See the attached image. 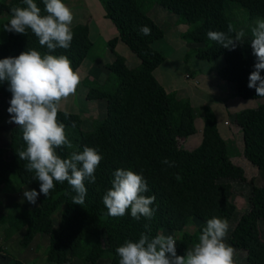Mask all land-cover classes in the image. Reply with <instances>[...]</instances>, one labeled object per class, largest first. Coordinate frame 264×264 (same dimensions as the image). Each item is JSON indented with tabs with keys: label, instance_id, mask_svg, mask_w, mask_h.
Returning a JSON list of instances; mask_svg holds the SVG:
<instances>
[{
	"label": "trees",
	"instance_id": "obj_1",
	"mask_svg": "<svg viewBox=\"0 0 264 264\" xmlns=\"http://www.w3.org/2000/svg\"><path fill=\"white\" fill-rule=\"evenodd\" d=\"M104 16L115 29L117 36L108 41L111 52L117 42L125 44L139 60V66L128 68L120 56L106 67L117 83L111 87H97L86 82L87 101H104L105 116L91 131L82 128L78 114L60 110L58 121L65 125V133L73 147L57 149L61 158H68L73 151H82L85 146L95 149L102 160L95 170V183L85 181L87 195L81 205L72 203L75 195L70 186L55 183L48 196L41 194L34 208L26 209L13 204L6 214L0 216V224H7L4 238L0 241V253L11 257L2 245L16 232L24 230L20 246L27 248L38 235L47 238L45 261L51 264H119L116 249L125 241H138L149 224L150 237L165 230L179 232L176 253L183 256L198 242L206 221L216 217L228 222L236 211L232 192L221 188L219 182L244 181L245 171L232 161L225 140L220 135L214 114L205 109L199 145L186 150L182 147L189 137L197 132L196 113L188 101L171 95L154 76V71L165 61L164 55L153 44L164 38L165 32L147 14L140 0H99ZM44 12L43 0H34ZM63 2V0H62ZM157 4L177 17L188 29L181 34L187 43L198 45L196 56L202 61L223 59L224 66L218 77L232 85L235 94L242 100H264L255 89L248 88V77L254 70L255 57L250 46L251 33H246L241 44L228 50L207 37L209 31L224 32L234 37L235 26L227 15L231 5L246 13L247 20H264V0H156ZM13 7H26L23 0H0V18H11ZM147 26L150 35H143L141 27ZM229 26L232 31L229 32ZM73 39L67 50L57 48L50 53L66 56L74 71L88 57L92 41L87 25L71 28ZM37 50L47 53L37 37L27 30L26 35L6 32V40L0 43V59L16 57L21 52ZM264 77V71L260 72ZM88 85V86H87ZM7 83L0 84V98L9 99ZM260 102V101H259ZM67 113V115H66ZM170 123L178 131L176 147L168 134ZM235 125L242 133V155L247 162L264 172V103L245 109L235 115ZM10 148H0V184L8 193H18L30 185L39 192V182L34 172L26 171L27 161L20 160L17 153L26 145L21 129L11 126ZM15 143V145H14ZM176 148V149H175ZM10 156L5 163L4 157ZM167 159L174 166L163 163ZM126 169L140 174L147 182L146 196H155L152 208L155 214L151 221L141 217L133 219L130 210L122 217H110L103 204V196L111 188L113 173ZM179 175L180 180L176 177ZM57 213V216L54 215ZM198 220L200 224L190 233L187 225ZM258 220L264 222V181L260 191V206L257 217L243 214L234 227L245 252V264H264V241L257 236Z\"/></svg>",
	"mask_w": 264,
	"mask_h": 264
},
{
	"label": "clouds",
	"instance_id": "obj_2",
	"mask_svg": "<svg viewBox=\"0 0 264 264\" xmlns=\"http://www.w3.org/2000/svg\"><path fill=\"white\" fill-rule=\"evenodd\" d=\"M23 3L26 7L11 9V18L3 30L21 35L31 30L39 45L48 50L43 55L30 50L0 59V84L7 83V91L11 93L8 123L21 129L26 145L17 155L20 160L27 161L26 171L34 172V180L39 182V192L26 190L23 196L30 204H35L39 195L48 196L55 183L66 181L75 193L72 203L81 205L87 195L85 181L95 183L94 173L102 156L87 146L82 151H73L68 158L57 154V149L73 147L66 136L65 125L57 117L61 101L75 94L80 77L66 56L50 54L57 48H70L73 39L70 26L74 17L62 0H43L46 15H41L34 0H23ZM140 31L143 35L151 34L147 26ZM245 35L243 30L236 32L234 37L219 31L207 33L209 40L228 50L241 44ZM250 46L256 62L247 86L254 88L258 96H264V77L260 75L264 71V20H258L251 29ZM163 163L174 166V162L167 159ZM176 179L181 177L177 175ZM147 191L142 175L126 169L115 170L111 188L103 196L107 215L122 217L130 210L133 219L139 221L143 217L151 221L155 214L151 207L155 196L144 195ZM144 227L146 231L140 234L138 241H125L116 249L119 264H234V249L225 243L229 231L226 219L207 220L198 242L183 256L177 255L173 236L150 237L149 224Z\"/></svg>",
	"mask_w": 264,
	"mask_h": 264
},
{
	"label": "rangeland",
	"instance_id": "obj_3",
	"mask_svg": "<svg viewBox=\"0 0 264 264\" xmlns=\"http://www.w3.org/2000/svg\"><path fill=\"white\" fill-rule=\"evenodd\" d=\"M140 1L148 16L165 32L164 38L153 44V48L160 51L165 57V61L154 71V76L166 92L188 101L197 116V132L186 139L182 147L186 150H192L199 145L202 127L201 117L205 109L210 110L216 118L218 130L227 144L233 163L245 171L246 178L244 181L226 180L219 182L221 188H228L232 192L231 200L236 206V211L228 222L229 231L225 243L234 249V264H245V252L241 250L240 239L234 233V227L243 214L258 216L264 172L251 166L243 157L242 133L235 125L234 119L235 115L242 110L255 108L258 104L264 103V100L246 101L240 99L235 94L232 85L218 77V71L224 66L223 59L220 58L211 62L199 60L196 56L198 45L187 43L181 39V34L188 27L178 23L177 17L161 8L156 0ZM63 3L72 11L74 17L70 27L80 24L87 25L93 46L88 57L82 63L86 66L82 67L81 65L75 71L80 77V83L75 94L61 101L60 110L78 114L82 119L83 130L91 131L104 118L106 110L104 101H87L85 99L86 82L89 80L97 87H111L117 83V79L110 74L106 66L116 58V55L122 57L128 68L138 67L139 60L122 42L116 45L113 52L109 51L107 42L117 35V30L105 18L103 6L99 0H63ZM231 8V13L228 11L227 15L236 31L243 30L245 33H251V29L258 20L249 22L243 10L235 7V5H231ZM5 20V16L0 18V43L6 40V31L3 30ZM99 58L102 64L98 63L96 67L95 65L93 67L88 65V61L95 63V60ZM10 99L0 98V148H10L12 145L9 133L14 124L8 123L10 117L7 113ZM166 128L176 147L177 129L170 123L167 124ZM4 162H10L9 155L4 157ZM26 190H33V188L25 187L18 194L8 196V198L12 200L14 197L24 207L36 205L40 195L35 204H30L23 196V192ZM4 206L0 205V212H4ZM55 215L57 216V213ZM199 224L200 222L195 220L194 223L187 225L184 231L192 233ZM1 225L3 224H0V231ZM162 233L165 236L171 235L174 239H179L180 236L179 233L170 230H165ZM257 236L264 241V222L262 220H258ZM36 238L26 249L19 245V241H13L10 248H7V253L21 261V264H51L45 261L47 238L45 236H37ZM2 257H0V264H11L9 258ZM76 261H78L77 264H82L80 260ZM97 264H107V261H100Z\"/></svg>",
	"mask_w": 264,
	"mask_h": 264
},
{
	"label": "crops",
	"instance_id": "obj_4",
	"mask_svg": "<svg viewBox=\"0 0 264 264\" xmlns=\"http://www.w3.org/2000/svg\"><path fill=\"white\" fill-rule=\"evenodd\" d=\"M88 29H89V27H88ZM117 36V35H116ZM115 36V37H116ZM89 37H90V31H89ZM114 37V38H115ZM113 39V38H112ZM90 40L92 41V38L90 37ZM110 41V40H109ZM120 42V41H119ZM119 42H117L116 43V45L119 43ZM108 43V42H107ZM92 44H93V41H92ZM93 46V45H92ZM116 47V46H115ZM92 49V48H91ZM108 49H109V47H108ZM109 51H110V49H109ZM111 52V51H110ZM115 57L113 56V59H114ZM113 61V60H112ZM94 63V61H88V65H91L92 67L95 65V67H96V65L98 64V63H101L102 64V62H101V60H100V58L99 59H96L95 60V63ZM83 66H86L85 64H83L82 65V67ZM158 81V80H157ZM161 84V83H160ZM164 88V87H163ZM165 89V88H164ZM28 186H30V185H27V186H24L23 188H25V187H28ZM31 188H33L32 186H30ZM23 188L21 189V191L23 190ZM19 193V192H18ZM18 193H8L7 191H6V189L4 188V186L2 185V184H0V205L1 206H4V208H3V210H4V212H0V215H5L6 214V211L9 209L8 207H11L13 204H19L20 206H22V207H24V205L21 203V202H18L14 197H13V199H15V200H11V199H9L8 198V196H14V195H16V194H18ZM9 200H11L10 202H9ZM39 200V199H38ZM4 204V205H3ZM37 204H38V201H37ZM37 204L36 205H34V206H32V207H24V208H26V209H31V208H34L35 206H37ZM0 210H1V208H0ZM56 215H54V217H55ZM2 226V228H1V231H0V241L4 238V232H5V230L7 229V224H3V225H1ZM23 233H24V230H21V231H19V232H16L12 237H10L7 241H5L4 243H3V245H2V249L3 250H5V251H7V248H10V246H11V243H13V241L14 242H17V241H19V243H20V240H21V238H22V236H23ZM179 233V232H178ZM163 234V233H162ZM38 236H44V235H38ZM37 237V236H36ZM34 238V240L33 241H35V239H37V238ZM33 243V242H32ZM20 245V244H19ZM47 245H48V241H47ZM46 245V246H47ZM45 248V247H44ZM26 249V248H25ZM191 249V247L188 249V250H190ZM41 253H43V252H41ZM44 254V253H43ZM0 255H2L3 256V253H0ZM2 256H0V257H2ZM24 257H25V255H24ZM2 258H5L6 259V257H2ZM22 258V257H21ZM21 262V261H20ZM75 264H77V262L78 261H73ZM73 263V264H74ZM80 263H82L81 261H80Z\"/></svg>",
	"mask_w": 264,
	"mask_h": 264
}]
</instances>
